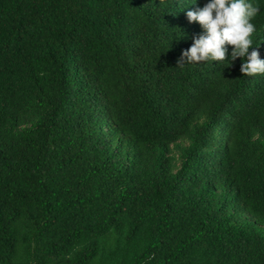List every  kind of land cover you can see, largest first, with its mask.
<instances>
[{"label": "trees", "instance_id": "1", "mask_svg": "<svg viewBox=\"0 0 264 264\" xmlns=\"http://www.w3.org/2000/svg\"><path fill=\"white\" fill-rule=\"evenodd\" d=\"M209 2L0 0V264H264V0L177 67Z\"/></svg>", "mask_w": 264, "mask_h": 264}, {"label": "clouds", "instance_id": "2", "mask_svg": "<svg viewBox=\"0 0 264 264\" xmlns=\"http://www.w3.org/2000/svg\"><path fill=\"white\" fill-rule=\"evenodd\" d=\"M258 12V7L245 0H210L202 9L188 11V22H197L204 32L199 37H193L192 46L182 51L177 67L206 61L209 57L212 61H224L225 44L233 47L230 60L245 56L251 45L248 37L254 30V25L249 21ZM241 73L247 76L264 73V61L259 59L255 48L242 63Z\"/></svg>", "mask_w": 264, "mask_h": 264}]
</instances>
